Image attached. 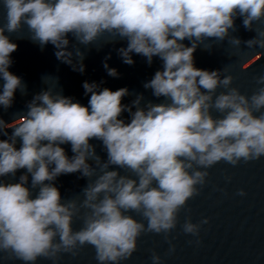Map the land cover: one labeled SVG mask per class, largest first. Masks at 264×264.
<instances>
[{
    "label": "clouds",
    "instance_id": "clouds-1",
    "mask_svg": "<svg viewBox=\"0 0 264 264\" xmlns=\"http://www.w3.org/2000/svg\"><path fill=\"white\" fill-rule=\"evenodd\" d=\"M0 3L6 10V23L0 26L3 108L12 106L17 89L26 90L21 78L9 71L11 53L18 45L5 35L19 32L24 25L34 43L42 49L53 45L56 58L80 72L84 71V53L76 49L74 63V53L68 50L69 34L85 46L106 34L105 43L126 40L127 46L118 51L129 65L134 63L132 53L146 57L149 65L153 57H159L162 70L143 86L156 98H165V102L141 107L143 96L139 95L131 106L124 105L127 88L112 91L85 81V94H90L87 106L46 89L12 123L0 119V135L7 137L0 139V177L26 169L17 183L0 181V252L35 264L41 257L55 261L61 253L75 256L91 245L99 264H120L137 250L143 233H163L167 239L181 209L199 194L197 186L205 185L207 169L221 161L236 166L264 156V74L256 78L261 87L249 97L231 87L233 76L221 78L218 70L199 69L193 57L205 40L228 39L239 46L241 41L230 36L237 17L245 29L256 31L247 46L264 48V31L253 28L256 22H264V0ZM185 39L191 46L183 43ZM104 67L109 76L118 75L116 69ZM221 87L227 91L217 94ZM125 111L130 114L127 123L120 118ZM93 139L102 142L106 160L96 154L90 143ZM65 144L71 145V158L61 147ZM113 166L131 175H122ZM76 172L89 180L82 191L84 198L79 203L76 199L64 202L53 181ZM28 174L31 189H38L34 198L26 186ZM237 194L246 195L242 189ZM132 212L146 220L147 226ZM77 216L83 225L74 231ZM182 230L198 236L200 224L188 219ZM174 250L171 245L169 251ZM151 259L161 264L155 252Z\"/></svg>",
    "mask_w": 264,
    "mask_h": 264
},
{
    "label": "water",
    "instance_id": "water-1",
    "mask_svg": "<svg viewBox=\"0 0 264 264\" xmlns=\"http://www.w3.org/2000/svg\"><path fill=\"white\" fill-rule=\"evenodd\" d=\"M6 23V10L3 8L2 3H0V26ZM253 28L256 30L264 31V22H256L253 25ZM235 31L230 30V36L238 38L240 41H248L254 39L256 37V31L254 30H247L244 28L242 24V18L237 17L235 20ZM11 42L16 43L18 45L17 49H42L41 46L37 43H34L30 39V33L27 29V26L24 25L19 32L16 33H7ZM68 39L70 41L68 45V49H95V48H122L127 46L126 40H116L113 42L105 43L106 39H109L107 34L104 37H101L95 44L91 45H82L79 44L74 37L69 34ZM229 41L225 39L224 41H216V40H205L203 43H210V42H225ZM184 44H191L190 41L185 39L183 41ZM43 49H55V47L51 44H48L43 47Z\"/></svg>",
    "mask_w": 264,
    "mask_h": 264
}]
</instances>
